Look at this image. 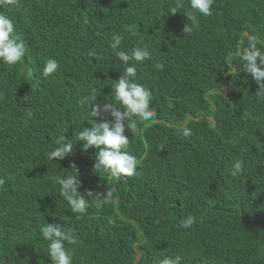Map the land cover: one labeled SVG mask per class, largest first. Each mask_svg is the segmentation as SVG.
<instances>
[{
	"label": "trees",
	"instance_id": "1",
	"mask_svg": "<svg viewBox=\"0 0 264 264\" xmlns=\"http://www.w3.org/2000/svg\"><path fill=\"white\" fill-rule=\"evenodd\" d=\"M188 0H17L0 2L27 45L15 65L0 63V264H51L43 224L72 229V264H264V100L236 55L257 36L264 50V0H215L184 32ZM173 7L179 13L169 12ZM122 36L119 49L111 37ZM147 47L136 82L152 93L155 121L126 130L135 174L94 170L98 149L49 162L63 137L92 125L91 107L113 103L123 74L117 51ZM95 49L102 59L91 60ZM55 59L48 77L42 68ZM160 63L163 69L155 65ZM32 115L28 116L27 112ZM96 123L110 121L105 114ZM187 127L191 136L183 137ZM236 159L244 161L233 176ZM79 170L100 195L73 213L52 177ZM74 171V170H73ZM99 204V206H97ZM195 223L178 227L187 217Z\"/></svg>",
	"mask_w": 264,
	"mask_h": 264
},
{
	"label": "clouds",
	"instance_id": "2",
	"mask_svg": "<svg viewBox=\"0 0 264 264\" xmlns=\"http://www.w3.org/2000/svg\"><path fill=\"white\" fill-rule=\"evenodd\" d=\"M4 2V0H0ZM8 4H15L17 0H6ZM215 0H188V10L183 14L186 23L183 31L191 32L195 27L197 15L204 17L212 15L211 8ZM175 15L178 12L173 7L169 12ZM247 35V44L236 55L238 56L243 71L249 74L258 86L255 97L264 100V50L258 47L261 42L257 36ZM122 36L114 34L111 37L110 47L119 49L122 43ZM27 54V45L24 39L16 32L13 20L0 14V63L7 65H15L22 61ZM91 60L102 59L99 52L95 49H89L87 53ZM118 60L125 65L123 74L115 81L112 88V95L119 103L120 107L114 106L113 103H102L91 107L90 118L92 125L87 128L80 129L75 134L73 140H67L63 137L62 141H58L57 147L52 148L47 153L49 162L61 161L70 155L76 143H80L81 150L87 152L90 148L98 149L95 156L94 170H100L110 174L119 180L121 177L132 176L135 174L139 160L130 154L126 149L129 145V138L124 135L126 130L131 129L133 132L137 129L136 118L140 121H155L157 113L154 108L150 107L152 102V93L144 85L136 82L137 65L135 62H144L151 60L152 55L147 47H133L131 52L117 51ZM157 69H163V65L157 63ZM58 69V63L55 59H48L42 68V75L48 77L55 73ZM3 92H0V101L5 100ZM105 114L110 115L111 120L96 123L93 118H99ZM31 116V111L27 112ZM183 137L191 136V130L184 127L180 130ZM244 161L236 159L232 165V175H238L243 169ZM74 170V171H73ZM54 182L59 185V191L62 198L70 206L73 213H86L91 200L99 201L100 195L92 191H86L82 194L79 189L81 182L79 179V170L72 167L64 176L55 175L52 177ZM5 181L0 179V186ZM99 206V204H97ZM195 220L193 217H187L178 227L188 229L193 226ZM40 235L43 240L47 241L48 258L51 264H72V256L65 247L68 244L76 243L75 237L72 235V229L66 228L59 224H43L40 227ZM161 264H181V257L165 259Z\"/></svg>",
	"mask_w": 264,
	"mask_h": 264
}]
</instances>
